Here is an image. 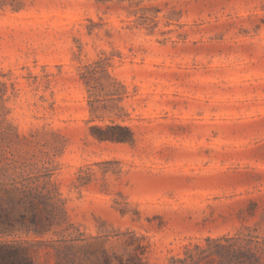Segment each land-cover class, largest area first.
Wrapping results in <instances>:
<instances>
[{
  "label": "rangeland",
  "instance_id": "1",
  "mask_svg": "<svg viewBox=\"0 0 264 264\" xmlns=\"http://www.w3.org/2000/svg\"><path fill=\"white\" fill-rule=\"evenodd\" d=\"M48 179L42 264L264 244V0H0V183Z\"/></svg>",
  "mask_w": 264,
  "mask_h": 264
},
{
  "label": "trees",
  "instance_id": "2",
  "mask_svg": "<svg viewBox=\"0 0 264 264\" xmlns=\"http://www.w3.org/2000/svg\"><path fill=\"white\" fill-rule=\"evenodd\" d=\"M100 140L125 142L133 140L129 126L110 124L96 128ZM56 183L48 179L44 185L0 183V264H42L36 251L23 234L45 235L59 224L54 198L49 188ZM206 245L187 247L185 255H173L167 264H264V244L241 235L206 237ZM101 251V255L99 253ZM57 264H152L141 253L109 254L106 250L90 252L85 245L67 244Z\"/></svg>",
  "mask_w": 264,
  "mask_h": 264
}]
</instances>
